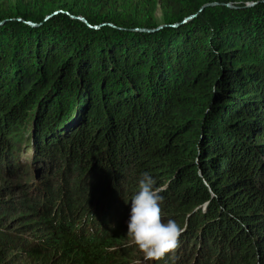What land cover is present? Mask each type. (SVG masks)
Listing matches in <instances>:
<instances>
[{"label":"trees","instance_id":"trees-1","mask_svg":"<svg viewBox=\"0 0 264 264\" xmlns=\"http://www.w3.org/2000/svg\"><path fill=\"white\" fill-rule=\"evenodd\" d=\"M0 22V264H264V0H0ZM145 171L183 230L141 262Z\"/></svg>","mask_w":264,"mask_h":264},{"label":"clouds","instance_id":"clouds-1","mask_svg":"<svg viewBox=\"0 0 264 264\" xmlns=\"http://www.w3.org/2000/svg\"><path fill=\"white\" fill-rule=\"evenodd\" d=\"M154 185L149 172L141 173L137 191L130 198L127 220L126 235L144 254L145 260H159L174 252L183 230L174 219H161L163 197Z\"/></svg>","mask_w":264,"mask_h":264},{"label":"water","instance_id":"water-1","mask_svg":"<svg viewBox=\"0 0 264 264\" xmlns=\"http://www.w3.org/2000/svg\"><path fill=\"white\" fill-rule=\"evenodd\" d=\"M255 4V2H248V3H246V6H253ZM228 6H230V7H233V5L232 4H228ZM49 17L47 16L46 17V19H48ZM79 19H81L82 20V18H79ZM191 19V17H187V18H184L182 21H181V23H184V22H187L188 20H190ZM1 23V22H0ZM28 24H30L31 26H36V24H34V23H32V22H27ZM181 23H173V24H170L169 26H171V27H177L179 24H181ZM109 25H111V24H109ZM165 26H167L166 24H160V25H158L157 27H155V28H152V29H147V28H135L134 30H136V31H144V32H154V31H156V30H159V29H161V28H163V27H165ZM96 28V27H95Z\"/></svg>","mask_w":264,"mask_h":264},{"label":"rangeland","instance_id":"rangeland-1","mask_svg":"<svg viewBox=\"0 0 264 264\" xmlns=\"http://www.w3.org/2000/svg\"><path fill=\"white\" fill-rule=\"evenodd\" d=\"M160 15V12L159 11H157V13H156V16L158 17ZM126 212H129V210H124L123 211V215L126 213ZM131 255H135L136 257H137V260H139V261H141V257H143L144 256V254L137 248V246L135 245V250H134V252L131 254ZM130 261H132V260H130ZM142 262V261H141ZM132 264H135V261H133V262H131Z\"/></svg>","mask_w":264,"mask_h":264}]
</instances>
